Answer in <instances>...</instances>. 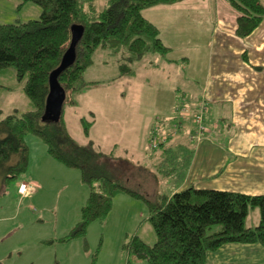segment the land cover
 <instances>
[{
    "label": "trees",
    "instance_id": "16d2710c",
    "mask_svg": "<svg viewBox=\"0 0 264 264\" xmlns=\"http://www.w3.org/2000/svg\"><path fill=\"white\" fill-rule=\"evenodd\" d=\"M180 1L183 0H108L106 7L99 10L95 0H20L19 7L32 4L40 9L38 20L0 24V87L10 92L19 90L28 103L27 111H12L0 119V176L4 186L27 172L26 139L35 137L53 160L77 169L89 189L78 224L58 243L83 239L92 222L108 216L114 197L127 194L146 203L147 221L156 241L149 246L137 236L132 237L124 249L128 255L126 264H207V254L227 244H258L264 249V194L251 196L190 186L171 196H158L152 202L116 180L113 157L96 152L91 143L77 144L66 129L65 109L76 106L78 95L103 84L84 78L95 54L104 51L110 58L119 57L117 78L134 76L136 68L150 55L165 57L169 49L142 12ZM224 1L236 13L237 37L251 36L264 19L260 0ZM75 25L84 31L75 47L74 61L53 78L65 98L56 119H44L51 74L69 48L71 27ZM184 98L177 93L176 109L184 107ZM197 110L194 108V113ZM50 112L55 114L57 110ZM82 127L87 136L89 127L83 119ZM152 135L153 131L149 148ZM255 209L259 212L258 225L248 228L246 218Z\"/></svg>",
    "mask_w": 264,
    "mask_h": 264
},
{
    "label": "crops",
    "instance_id": "0c3cea01",
    "mask_svg": "<svg viewBox=\"0 0 264 264\" xmlns=\"http://www.w3.org/2000/svg\"><path fill=\"white\" fill-rule=\"evenodd\" d=\"M219 1L221 3L183 0L144 10L142 17L158 30L159 39L169 53L165 57L148 56L136 68L134 76L117 78L116 68L110 79L89 81L103 84L78 95L76 106L65 109L66 129L75 142L81 146L91 143L96 152L113 157L112 170L120 173L127 172L126 160L132 162V158H144L151 163L164 160L168 158L167 153H171L174 157H182L181 162L191 160L196 152L194 142L190 140L195 128L191 119L194 108L200 102L206 104L207 139L197 145L199 151L184 171H188L187 176L182 174V179L175 183L178 175L175 169L161 168L166 178L163 183L160 181L162 188L166 191L167 186L171 190L158 194L156 189V195L149 201H155L161 195L171 196L190 186L251 196L264 194V66L255 61L251 53L248 55L242 41L237 42L236 13L227 3ZM222 4L232 12L229 17L232 28L218 26L224 19L214 9L223 7ZM254 36H250V41L259 43ZM263 47L261 44L259 50ZM93 66L94 63L89 69ZM177 93L185 96L182 100L186 114L182 109H176ZM12 95L21 102V108L14 103L7 104ZM23 98L19 90L10 92L0 87L3 103L0 119L12 111H27L28 103ZM24 100L27 105H23ZM82 119L89 127L87 136L82 129ZM152 131L159 138H166L163 146L154 150L148 145ZM230 133L236 137L228 144V151L224 138ZM247 154L253 159L243 163ZM42 169L47 170L44 164ZM148 178L151 184L138 180L133 186L157 185L152 174ZM30 182L27 196L19 195L21 202H38L42 195V187ZM0 183L3 184L1 176ZM129 189L139 193L134 188ZM57 241L47 242L52 245L50 256L39 264L70 261V264H77L76 254L58 256L56 252L61 247L64 250L76 248L78 244ZM55 243L61 245H55L53 249ZM207 264H264V250L258 244H227L207 254Z\"/></svg>",
    "mask_w": 264,
    "mask_h": 264
},
{
    "label": "rangeland",
    "instance_id": "374dc122",
    "mask_svg": "<svg viewBox=\"0 0 264 264\" xmlns=\"http://www.w3.org/2000/svg\"><path fill=\"white\" fill-rule=\"evenodd\" d=\"M107 1L95 0V4L99 10H103L107 5ZM210 1L221 3L219 0ZM222 2L225 1L222 0ZM260 2L264 6V0H260ZM20 3V0H0V24H20L38 20L40 9L37 6L26 4L19 7ZM222 6L219 9H214L224 19L218 23V26L219 28H232L233 25L230 23L231 19H229L232 12L224 4ZM252 35H255L254 37L259 43L250 41V36L249 38H237V42L242 41L241 43L245 44L244 50L248 52V55L251 53L252 58L264 66V47L259 50L260 45H264V19ZM118 60L119 57L110 58L106 53L98 52L94 57V66L85 74V80L89 82L112 78L116 73ZM262 82H264V74ZM2 100L5 101V99ZM9 101L7 103L9 105L14 103L19 105L20 108L22 107L21 102L13 98V95ZM24 101L25 104L23 105H27L26 100ZM4 105H6V102ZM0 106L3 108L1 99ZM191 122L193 124L194 118L191 119ZM69 125L72 131L71 123ZM168 130L172 129L168 128ZM235 137V134L230 133L224 138L227 150L228 144ZM204 139H207L205 134L201 142ZM199 143L194 142L193 144L194 150L196 148L193 156L197 153ZM27 144L30 154L25 175L18 180L10 181L6 186L0 183V264H39L46 261L50 256L49 251L51 249L49 248L52 247L47 242L67 236L71 229L78 224L81 208L85 205L89 194V189L81 181V174L77 169H69L48 157L46 147L35 137L28 138ZM167 154L169 159H159L151 163L144 158H132V162L126 160L127 172H116L115 178L124 186L132 185L129 188H134V190L143 194L145 198H149L148 200L156 195V189L159 190L158 194H166L171 189L166 186V191H164L162 188L161 182L163 183L166 178L164 177L165 172L161 168H174L175 174H178L175 179V183H177L182 179V174L186 173L187 176L188 171H184L190 160L188 158L186 161L181 162L182 157H174V154L171 153ZM252 159V155L247 154L242 161L248 163ZM43 160L48 164L46 165ZM170 160L175 164L173 165ZM43 164L47 170L42 169ZM150 174L158 181L157 185L133 186L135 181L138 180L141 182L147 181L148 184H151L152 182L148 180ZM30 181L38 183L43 189L39 201H34L37 204L31 200L21 202L22 200L17 191L20 183H32ZM147 218L148 207L143 200L134 199L127 194H118L114 197L112 209L104 220L92 222L87 227L83 239L68 242V245L77 243L78 247H67L66 250L61 247L58 248L56 254L58 256L67 254L70 257L76 254L77 264H126L128 255L124 249L132 237L137 236L149 246L155 244L156 236ZM258 222V210H250L246 218V226L255 227ZM55 245L61 244H53V249L56 248ZM70 263L72 261L63 264ZM142 263L139 261L133 262V264Z\"/></svg>",
    "mask_w": 264,
    "mask_h": 264
},
{
    "label": "water",
    "instance_id": "95a60500",
    "mask_svg": "<svg viewBox=\"0 0 264 264\" xmlns=\"http://www.w3.org/2000/svg\"><path fill=\"white\" fill-rule=\"evenodd\" d=\"M83 31L84 29L82 26L75 25L71 27V42L69 48L63 55L59 67L51 74L50 88L47 97V107L45 112L46 115L44 119L45 118L56 119V116L60 112V108L62 107L65 96L63 90L59 86L54 84L53 78L73 63L75 57L74 56L75 47L77 43L80 41L83 35ZM52 109L57 110V112L55 114L54 112H50V110Z\"/></svg>",
    "mask_w": 264,
    "mask_h": 264
},
{
    "label": "built area",
    "instance_id": "2783aa9c",
    "mask_svg": "<svg viewBox=\"0 0 264 264\" xmlns=\"http://www.w3.org/2000/svg\"><path fill=\"white\" fill-rule=\"evenodd\" d=\"M197 108V112L193 115L195 131L192 133L190 140L199 143L201 142L202 138L204 137V134H206L207 131L206 126L204 124L207 106L204 102H200L197 105ZM182 113L186 114L187 110L184 111L182 108ZM165 140L166 138H159L158 135L153 132V135L151 136L150 147L154 150L158 147L159 143L164 144ZM28 191L29 185L26 183H22L18 188V194L23 198L27 196Z\"/></svg>",
    "mask_w": 264,
    "mask_h": 264
},
{
    "label": "bare ground",
    "instance_id": "6f19581e",
    "mask_svg": "<svg viewBox=\"0 0 264 264\" xmlns=\"http://www.w3.org/2000/svg\"><path fill=\"white\" fill-rule=\"evenodd\" d=\"M21 184H22V183H21ZM21 184H19V186H20Z\"/></svg>",
    "mask_w": 264,
    "mask_h": 264
}]
</instances>
